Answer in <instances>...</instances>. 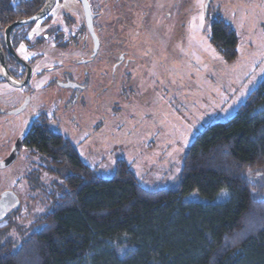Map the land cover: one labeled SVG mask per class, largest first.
Returning <instances> with one entry per match:
<instances>
[{
  "label": "trees",
  "instance_id": "1",
  "mask_svg": "<svg viewBox=\"0 0 264 264\" xmlns=\"http://www.w3.org/2000/svg\"><path fill=\"white\" fill-rule=\"evenodd\" d=\"M13 1L0 0L1 26ZM210 42L236 59V33L220 18ZM31 143L43 165L31 163L26 180L43 211L26 229L15 226L19 208L6 217L0 264H264V78L230 119L196 136L173 188H143L123 161L101 178L52 135ZM192 193L205 202L187 201Z\"/></svg>",
  "mask_w": 264,
  "mask_h": 264
},
{
  "label": "rangeland",
  "instance_id": "2",
  "mask_svg": "<svg viewBox=\"0 0 264 264\" xmlns=\"http://www.w3.org/2000/svg\"><path fill=\"white\" fill-rule=\"evenodd\" d=\"M196 1L204 2L206 10H194L193 22L184 29L187 36H176L180 28H174V21L157 24L159 34L144 36V43L139 38L141 44L133 51L136 59L151 64L133 68V78L123 85L121 73L117 72L108 92L99 90L97 98H85V104L75 108L80 115L79 129L62 123L60 132L77 149L79 158L101 178H111L116 163L123 161L143 188L175 187L181 179L184 157L196 136L208 125L230 119L264 78V0ZM60 12L54 13L55 24H60ZM218 18L236 33L237 57L233 62L225 61L210 42V27ZM150 24L155 25L152 21ZM143 44L150 47V59L140 49ZM109 82L108 71L98 69V89H107ZM128 86L134 89L133 93L128 94ZM34 88V98L61 97L56 88L41 90L42 80ZM5 91L1 88L0 96ZM8 128L0 127V144L9 138ZM40 160V154L23 148L13 165L0 171V194L13 191L20 200L14 215L16 227L28 228L43 211L44 195L33 191L24 179L29 163L38 164ZM34 167L37 169V165ZM51 180L43 172L42 187L48 190ZM224 197L221 192L214 202ZM186 200L205 202L195 193ZM5 225L1 222L0 228ZM13 230L10 234L14 238Z\"/></svg>",
  "mask_w": 264,
  "mask_h": 264
},
{
  "label": "flooded vegetation",
  "instance_id": "3",
  "mask_svg": "<svg viewBox=\"0 0 264 264\" xmlns=\"http://www.w3.org/2000/svg\"><path fill=\"white\" fill-rule=\"evenodd\" d=\"M190 1L54 0L45 17L28 25L17 26L10 33L11 48L18 59L25 63L23 65L9 55L4 41L5 29L16 21L34 16L49 0H14L11 5L15 16L5 25L1 26L0 23V48L10 77L17 83L24 82L27 76L28 79L24 86L12 87L3 80L0 66V89H6L4 96H0V127H10L7 129L9 138L0 144V161L9 156L16 140L27 126L29 131L19 154L9 167L19 158L23 148L31 152L39 151L37 145L31 143V137L36 132L58 138L62 147L69 146L78 156L77 149L60 132L62 123L66 122L69 127L79 129L80 115L75 108L85 104V98H97L99 90L100 93L108 92L117 72L121 73L123 85L133 78L130 72L133 68L139 69L142 64H151L136 59L133 51L141 44L139 38L144 43V36L159 34L157 24L174 21V28H180L176 36H187L188 32L185 30L188 28L187 24L193 22L194 10H206L203 1L199 4L195 0L198 5L191 4ZM60 10V24H55L54 13ZM151 21L155 23L154 26H151ZM137 22L139 24L136 26ZM140 49L150 59V47L143 44ZM46 56L48 57L45 58ZM50 62L53 64L47 66ZM98 69L108 71L110 82L107 89H98ZM40 80L43 87L41 90L45 92L56 88L61 97L34 98L37 92L34 85ZM133 90L128 86V94L133 93ZM66 113H69V120ZM30 164L31 162L29 166ZM36 165L39 171L42 161ZM43 170L41 179L43 172L47 173ZM27 174L25 173L24 179Z\"/></svg>",
  "mask_w": 264,
  "mask_h": 264
},
{
  "label": "water",
  "instance_id": "4",
  "mask_svg": "<svg viewBox=\"0 0 264 264\" xmlns=\"http://www.w3.org/2000/svg\"><path fill=\"white\" fill-rule=\"evenodd\" d=\"M54 0H49V2L34 16L23 19L14 22L13 24L9 25L4 32V41L7 47V51L9 55L16 61L22 63L25 65V63L22 60H19L18 57L15 55L14 51L11 48L10 44V33L13 28L20 26V25H28L31 23H34L43 17L46 16V14L51 10L53 6ZM0 66H1V72L2 77L5 82H7L12 87L20 88L24 86L27 82L28 76L26 77L25 81L22 83H17L14 81L13 78L10 77L6 64H5V56L3 51L0 48ZM29 131V126H27L24 131L20 134L18 139L16 140L9 156L4 159L3 161H0V169H5L9 167L13 161L16 159L17 155L19 154L20 148L26 138V135ZM20 207V200L18 196L13 191H4L0 194V223L3 222L6 217L13 212L14 210L18 209Z\"/></svg>",
  "mask_w": 264,
  "mask_h": 264
},
{
  "label": "snow or ice",
  "instance_id": "5",
  "mask_svg": "<svg viewBox=\"0 0 264 264\" xmlns=\"http://www.w3.org/2000/svg\"><path fill=\"white\" fill-rule=\"evenodd\" d=\"M24 49H23V45H21V51H23ZM25 58H27V57H25Z\"/></svg>",
  "mask_w": 264,
  "mask_h": 264
}]
</instances>
